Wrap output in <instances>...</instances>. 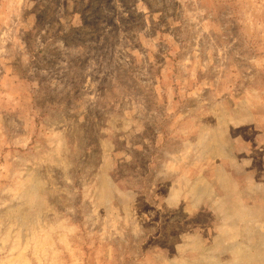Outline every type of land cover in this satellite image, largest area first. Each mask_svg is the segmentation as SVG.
Listing matches in <instances>:
<instances>
[{
  "label": "rangeland",
  "instance_id": "obj_1",
  "mask_svg": "<svg viewBox=\"0 0 264 264\" xmlns=\"http://www.w3.org/2000/svg\"><path fill=\"white\" fill-rule=\"evenodd\" d=\"M0 264H264V0H0Z\"/></svg>",
  "mask_w": 264,
  "mask_h": 264
}]
</instances>
